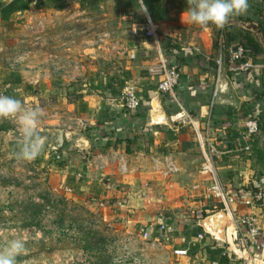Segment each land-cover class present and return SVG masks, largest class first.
I'll use <instances>...</instances> for the list:
<instances>
[{"label": "crops", "instance_id": "1", "mask_svg": "<svg viewBox=\"0 0 264 264\" xmlns=\"http://www.w3.org/2000/svg\"><path fill=\"white\" fill-rule=\"evenodd\" d=\"M144 1L146 14L139 11L138 0H114L108 13L106 1L100 0L93 3L91 10L96 13L91 15L87 8L71 12L52 6L55 2L51 0H32L28 9L12 14L8 20L0 15V24L15 28L9 36H16L14 43L19 39L24 42L22 49L30 46L34 34L38 52L46 55L40 67L45 71L51 68L58 78L54 84L59 88L53 90L60 92L63 85L72 90L65 94L72 103L75 124L63 128L65 134L53 132L46 146L51 147L49 155L42 152L52 183L72 188L74 198L86 203L105 201L107 205L100 210L115 222L124 223L122 228L148 232V241L143 236L135 237L131 248L138 255L145 254L149 264H211L209 247L214 249V243L228 246L236 233L230 219L219 210L207 219L222 215L213 222H220L224 238L215 237L218 231L213 225L214 234H207L200 243L198 233L208 230L205 221L200 224L192 214L178 217L182 206L194 209L205 203L211 183V176L202 171L204 156L195 127L178 118L189 111L202 132L208 131L217 151L214 161L229 194H240L244 199L255 189H264V60L262 54H250L254 63L251 71L233 73L226 67L217 83L216 30L190 27L186 0ZM260 1L247 0V11L227 21L232 45L246 42L247 35L255 38V32L260 31ZM149 21L156 30L154 38L134 34L135 26ZM106 35L115 39L112 55ZM96 50L102 52L98 63L92 59ZM77 51L89 59L81 61L82 71L74 68ZM160 57L180 65L181 82L173 94L161 93L159 79L147 71ZM64 65L72 67V81H63L62 70L61 74L55 72ZM43 75L39 85L45 88L46 77H53L47 72ZM128 82L135 84L142 101L136 111H127L121 100ZM216 86L223 92L211 109ZM248 118H257L260 123L251 151L244 149L246 141L241 136ZM81 136L88 139V148L78 144ZM58 152H67L61 163L55 158ZM109 154L125 158L128 171L123 172L118 161L96 170L93 161ZM166 155L175 160L178 173L165 176L154 167L151 156ZM178 196L183 197L182 202ZM234 207L238 213L254 214L264 225V208L247 207L243 201ZM160 219L168 230H161ZM241 232L248 234L244 228ZM251 241L264 264V240ZM176 248L189 249V254L176 256Z\"/></svg>", "mask_w": 264, "mask_h": 264}, {"label": "rangeland", "instance_id": "2", "mask_svg": "<svg viewBox=\"0 0 264 264\" xmlns=\"http://www.w3.org/2000/svg\"><path fill=\"white\" fill-rule=\"evenodd\" d=\"M97 1L100 0H87L83 5L79 4L78 0H64L63 2L66 4L67 11L77 12L87 8L86 12L93 15L96 11H92L91 8ZM105 1L106 12H112V7L115 5L114 0ZM260 5L263 14L261 29L254 35L261 51L254 52V56H257V53L262 54L260 58L264 60V0L260 1ZM52 6L59 8L60 4L56 2ZM55 7L52 8L56 9ZM186 17V22L190 27H200L204 31H208L207 27H213L216 34L218 33L219 27L215 25L201 27L193 24L188 14ZM14 29L0 24V94L20 100L25 108L43 109L39 134L45 138L43 150L45 154H48L51 147L46 146L52 141V133L65 134L62 132L63 128L67 129L75 124L74 110L71 109L72 103L65 94L70 91L72 93V90H68L66 85L60 87V92L53 90V88H59L54 84L58 78L54 77L51 68L45 71L43 67H40L41 59L46 55L38 52V47L36 48L38 42L34 34L31 36L30 46L22 49L20 45H24V42L22 43L19 39L17 43H14L16 36H9V31L14 32ZM216 34L214 45L217 47ZM108 39L109 47H111L115 39L112 36H108ZM113 50L116 49L108 53L114 54ZM101 53L96 50L92 53L94 57L92 59L98 63L100 59L102 60L98 56H102ZM75 54L80 59L78 63L81 64L84 53L77 51ZM217 55L218 52L216 57ZM229 62V60L226 62L223 71L226 67L228 68ZM61 67H64L62 74L57 73L62 75L63 81H72V67L67 65ZM79 67V71H82L83 66ZM216 67L218 71L217 63ZM17 71L20 72L22 78L19 84L9 81V79H16ZM42 72L43 74L44 72L50 73L53 77L51 79L46 77L43 82L45 88L39 85L44 77ZM37 74L40 78L36 77ZM211 102L213 103L212 99ZM215 104L216 100L213 107ZM22 144L23 140L15 121L0 119V249L14 237L23 238L26 242V250L16 257L15 264H83L88 258L94 264H108L110 254L113 257L115 255L114 246L119 253H123L126 249L123 245L131 248L133 240L128 243L127 239L137 235L133 228H122L125 224L115 222L114 218H110L109 213L100 210L103 209L100 206H94L93 202L86 203L78 200L72 193H68L65 187L55 186L52 183L51 172L45 164L46 159L42 156L43 150L35 160L28 161L17 155ZM16 145H19V150L16 149ZM178 199L183 201V197L178 196ZM186 207L180 208L182 211H178V217L191 215L193 207ZM64 223L78 225L80 235L76 240H73L70 235L58 233V225ZM118 241L123 242V245H116ZM83 245L92 250L93 259L85 253Z\"/></svg>", "mask_w": 264, "mask_h": 264}, {"label": "built area", "instance_id": "3", "mask_svg": "<svg viewBox=\"0 0 264 264\" xmlns=\"http://www.w3.org/2000/svg\"><path fill=\"white\" fill-rule=\"evenodd\" d=\"M145 2V1H144ZM226 24L221 28L218 37V55L216 57V63L218 66V75H217V83L219 82V78L223 72V68L226 66V59H229L228 70L233 73L239 72H248L254 68V63L251 59V56L247 53L246 47L242 44L240 45H227L226 43ZM135 35L144 34L146 38H154L156 36V30L153 26L152 22H148L145 25L135 26L133 29ZM108 39V36L106 35ZM103 39V38H102ZM109 40V39H108ZM110 48L116 49V46L112 45ZM131 58H135L134 55H131ZM81 64L74 63V68L80 70ZM56 73L63 70L64 67L56 68ZM147 71L150 75L159 79L158 81V90L161 93H169L173 94L176 92L178 86L181 82V69L180 65L175 62H170L164 57H160L159 60L147 67ZM38 83V81H37ZM218 87H215L212 101L211 109L214 106V102L217 97ZM121 100L127 111H136L141 107L142 101L139 96L137 87L134 83L128 82L122 89L121 92ZM181 123H189L193 125L196 129L199 143L201 149L203 151L204 163L202 165V171L205 174L211 176V183L208 188L205 203L202 205L192 209L191 214L193 218L200 222V224L207 220L212 213H215L221 210L231 221V226L235 231V239L228 245V248L223 255L228 257L227 264H263L261 262L259 253H255L251 247V240L258 238L264 240V225L258 222L257 217L254 214H241L238 213V209L234 207V205L238 201H243L247 207L264 208V189H257L252 191L249 196L240 198V194H229L226 185L224 184L222 178L219 175L217 170L214 155L216 154V148L208 139V131L207 133H203L202 129L197 125L194 121L192 114L189 111H183V114L178 118ZM82 125H84L83 121H79ZM210 121L207 124V130L211 126ZM260 132V123L257 118H248L244 125V130L241 134L242 138L246 141L244 149L246 151H251L252 142L255 140L256 136ZM67 156V152L58 153L56 158L59 161H62ZM152 162L154 163V167L157 169H161L165 176H170L172 174H176L180 171L177 166L175 160L169 156H151ZM116 161L120 164V168L123 172L128 171L127 161L125 158L117 157L114 154H109L107 157H99L97 161H93L94 168L98 171L103 170L105 167L114 164ZM65 190L68 193H72L73 190L70 187H65ZM250 192V191H249ZM213 201V202H212ZM212 202V203H211ZM222 205V208L219 207V204ZM93 205L105 207L107 203L105 201H94ZM160 227L162 231H166L167 226L160 219ZM241 228L246 229V233L241 232ZM136 232V231H135ZM207 234H211L208 230L204 232H200L197 235V240L201 243ZM143 236L145 241L149 239L148 232H137V235L128 238V243L130 241H134L135 237ZM166 240H170L169 236H166ZM123 245V242L118 241L116 245ZM148 245H150L148 243ZM123 253L117 252L115 248V255L112 258L111 264H149V261L145 257V254L138 255L135 249L126 247ZM154 246V245H152ZM174 254L176 256H186L189 254V249H174ZM83 264H92L90 258L85 261ZM211 264H221L219 260H214Z\"/></svg>", "mask_w": 264, "mask_h": 264}, {"label": "clouds", "instance_id": "4", "mask_svg": "<svg viewBox=\"0 0 264 264\" xmlns=\"http://www.w3.org/2000/svg\"><path fill=\"white\" fill-rule=\"evenodd\" d=\"M139 11L147 13L144 0H138ZM187 14L190 21L201 27L215 25L223 27L233 15L247 11V0H186ZM43 109L25 108L21 101L8 95L0 94V119L15 121L23 144L19 158L35 160L44 147V139L39 134L40 119ZM26 250V242L21 237H14L0 249V264H15L16 257Z\"/></svg>", "mask_w": 264, "mask_h": 264}, {"label": "trees", "instance_id": "5", "mask_svg": "<svg viewBox=\"0 0 264 264\" xmlns=\"http://www.w3.org/2000/svg\"><path fill=\"white\" fill-rule=\"evenodd\" d=\"M51 1H53L55 3L56 2L59 3L60 8L61 7L65 8V6H66V4L63 2L64 0H51ZM84 1H87V0H78L79 4H81V5L84 4ZM145 4H147V3H145ZM29 5H30V1H28V0H9V1L0 0V15H1L3 20H8L12 14H14L18 11H21V10L28 9ZM221 28L222 27H219L217 37H219V33L221 31ZM225 30H226V43L228 46L232 45L233 44L232 38H231V36H229V30H228L227 25H226ZM245 38H246L245 39L246 42L243 41L241 43H238V45H240V44L244 45L246 47L247 53L249 55L253 54L254 52H260L261 51L258 42L256 41V39L253 36L247 35ZM217 49H218V38H217ZM77 59L80 60L78 56H77ZM84 60L88 61L89 60L88 56L84 57V55H83V58L81 61L85 62ZM228 60L229 59L227 58L226 61L228 62ZM17 74L18 75H16V77H15L16 79H9V81H12L13 83L19 84L21 82L22 78H21V74L19 71H17ZM9 81H7V82H9ZM77 82L81 83V80L78 79ZM15 147L17 150H19V145H16ZM56 160H58V159L56 158ZM255 190H257V189H255ZM219 206L222 208V205L219 204ZM57 230H58L59 234H63V235H67V236L70 235L71 238H73V240H76L78 238V236L80 235V229L76 223H68L67 225L64 223V224L58 225ZM251 243H252V241H251ZM82 248H84L83 250L85 251V253L89 254L91 256V258L93 259L92 256H94V255H93L92 250H90V248L88 246L86 247V245L85 246L83 245ZM213 248L214 249H211V247H209L210 254H211V258H210L211 261L219 260L221 264H227L229 259H228L227 255L226 256L223 255V252L226 251L228 246L224 245V244L217 245L216 243H214ZM112 257H113V255L110 254V259H109L108 264H111ZM91 262H92V264H94L93 261H91Z\"/></svg>", "mask_w": 264, "mask_h": 264}, {"label": "water", "instance_id": "6", "mask_svg": "<svg viewBox=\"0 0 264 264\" xmlns=\"http://www.w3.org/2000/svg\"><path fill=\"white\" fill-rule=\"evenodd\" d=\"M223 92V90L220 88V89H218V92H217V97H218V95L220 94V93H222ZM216 97V98H217ZM160 115V113H155V116H159ZM78 144L79 145H81L82 147H84V148H88L89 147V141H88V139L86 138V137H84V136H81V137H79L78 139ZM221 215H216L215 217H212V218H209V219H207L206 221H205V226L207 227V229H208V231L209 232H211V233H213V229H212V226L214 225L215 226V228L217 229V231H218V234H216L215 233V237L217 238V239H220V238H224V236H223V234H222V229H221V226H220V222H219V226L218 225H216V223H214L213 221L214 220H216L217 218H220L221 219V217H220ZM210 221L211 222H213V224L211 225V223H210ZM216 229H214V230H216ZM214 234V233H213Z\"/></svg>", "mask_w": 264, "mask_h": 264}]
</instances>
